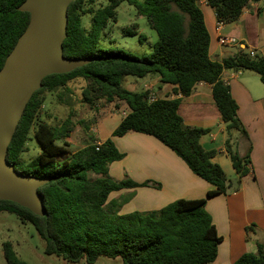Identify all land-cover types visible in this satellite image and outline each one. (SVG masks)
<instances>
[{
	"label": "trees",
	"instance_id": "trees-1",
	"mask_svg": "<svg viewBox=\"0 0 264 264\" xmlns=\"http://www.w3.org/2000/svg\"><path fill=\"white\" fill-rule=\"evenodd\" d=\"M24 1L0 0V68L29 22V12L20 9ZM123 1L133 5L138 15L145 16L156 32L157 39L148 55L98 46L108 23L116 21V7ZM205 1L213 8L218 22L230 23L250 1L260 0ZM198 2L104 0L96 6L97 0H73L68 5L63 55L90 60L71 71L43 77L41 86L24 108L6 154V160L16 171L47 178L38 187L46 212L37 215L16 202L0 200V212L13 213L21 222L34 226L44 241L45 254L74 263L81 260L94 263L102 255L119 257L121 264H205L215 259L221 237L205 204L208 197L225 193L228 182L220 165L213 161L215 152L204 149L200 143L201 136L209 129L185 127L178 106L196 83L210 84L225 125V148L238 176H244L250 170L249 150L240 156L231 149L230 136L238 132L248 138V134L238 117V105L230 87L220 75L225 69L250 70L264 83V55L240 53L222 62L212 60L208 54L209 34ZM87 14L88 26L82 20ZM132 28H136L135 23ZM124 31L135 33L128 28ZM148 74L158 75L179 96L151 100L148 89L133 91L122 84L127 75ZM77 82L81 83L77 97L81 105L94 108L98 102H106L115 107L127 106L128 111L111 136H122L129 131L153 136L213 188L202 198H178L158 209L119 213L116 209L132 198L134 191L125 198H109L111 192L141 186L159 188V183L136 182L128 177L115 180L108 176L109 164L124 156L111 136L69 151L66 138L73 130L71 115L56 125L38 118L45 93L61 89L73 94L69 83ZM61 91L56 92L59 99ZM32 129L40 152L26 161L21 154L26 150ZM2 248L6 264H27L16 255L9 241H4ZM232 264H264V248L258 245L256 252H244Z\"/></svg>",
	"mask_w": 264,
	"mask_h": 264
},
{
	"label": "crops",
	"instance_id": "crops-1",
	"mask_svg": "<svg viewBox=\"0 0 264 264\" xmlns=\"http://www.w3.org/2000/svg\"><path fill=\"white\" fill-rule=\"evenodd\" d=\"M198 5L209 34L208 54L212 60L222 62L226 57L249 54L250 51L254 55H264V0L250 1L240 16L230 23L218 22L213 8L205 0H199ZM223 36L234 41L221 43L219 38ZM144 78L141 90L148 89L151 96H179L172 92L170 84L161 82L158 75L148 74ZM220 78L229 85L238 105V117L248 134V138L238 132L230 136V147L240 156L246 155L249 150L250 170L247 174L238 176L225 148V125L214 102L210 84L196 83L190 94L181 98L178 106L185 127L209 129L201 136L200 143L204 149L215 152L213 161L220 165L228 182L225 193L208 197L205 204L221 237L215 259L206 264H232L242 253H254L258 245L264 248V83L250 70L225 69ZM133 82L137 83L136 80ZM111 108L108 107L111 112L107 115L119 114L118 124L123 117L121 110L127 112L128 108L125 104L114 111ZM102 118L106 119L103 116L100 120ZM112 130L107 131L105 136L95 135L93 142L99 143L110 137ZM69 137L66 138L68 143ZM111 139L124 156L109 164L108 176L159 183V188L141 186L111 192L109 198L116 192L134 191V196L126 203L127 211L158 209L178 198H202L213 188L151 135L129 131L122 136H111Z\"/></svg>",
	"mask_w": 264,
	"mask_h": 264
},
{
	"label": "rangeland",
	"instance_id": "rangeland-1",
	"mask_svg": "<svg viewBox=\"0 0 264 264\" xmlns=\"http://www.w3.org/2000/svg\"><path fill=\"white\" fill-rule=\"evenodd\" d=\"M103 3L104 0H97L95 5ZM82 20L86 26L89 25L88 14L84 15ZM134 23L136 24L135 29L132 28ZM126 28L135 31V33H125ZM156 39V32L149 26L146 17L138 15L133 5L123 1L116 7V21L108 23L98 40V46L105 49H122L134 55L145 56L150 53ZM133 80H136L137 83L135 84ZM144 80V77L127 75L123 78L122 84L130 90L140 91L143 88ZM80 85V82L69 83L73 94L61 91V89L45 93V100L38 114V118L47 121L51 125H56L68 114L71 115L73 130L69 137V144L71 145L68 148L69 151H74L83 144L93 142L96 138L95 135L98 137L105 136L107 131L116 126L120 118V115L116 113L107 115L111 112L108 110L109 106L113 108H111L112 111L118 108L113 103L98 102L94 108L81 105L77 100L80 94ZM59 91L62 92L60 99L56 96V92ZM122 112L123 110H121ZM103 116L106 119L102 118L100 120ZM95 127L97 130H95ZM39 152L40 146L33 135L32 129L26 141V150L22 152L21 157L28 161L37 156ZM61 157H64V155ZM127 195L128 193L116 192L111 198H125ZM126 203H123L116 210L119 213L130 212L127 211L128 204ZM121 210L124 211L120 212ZM4 241H9L16 255L27 264H121L119 257L110 258L104 255L99 256L94 263H87L84 260L75 263L68 262L54 255H47L43 252L44 241L38 235L34 226L29 222H21L13 213L7 211L0 212V264H6L2 248Z\"/></svg>",
	"mask_w": 264,
	"mask_h": 264
},
{
	"label": "water",
	"instance_id": "water-1",
	"mask_svg": "<svg viewBox=\"0 0 264 264\" xmlns=\"http://www.w3.org/2000/svg\"><path fill=\"white\" fill-rule=\"evenodd\" d=\"M73 0H25L29 22L0 68V200H10L44 215L38 187L47 178L25 175L6 160L7 147L33 92L48 74L65 73L86 64L87 58L63 55L67 7Z\"/></svg>",
	"mask_w": 264,
	"mask_h": 264
},
{
	"label": "built area",
	"instance_id": "built-area-1",
	"mask_svg": "<svg viewBox=\"0 0 264 264\" xmlns=\"http://www.w3.org/2000/svg\"><path fill=\"white\" fill-rule=\"evenodd\" d=\"M219 40H220L221 43L226 42V41H234V39L229 38V37H224V36H223V37H220ZM249 55L253 56V55H254V52H253V51H250V52H249ZM154 98H155V97L150 96V99H151V100L154 99ZM122 114L125 115L126 112L123 111Z\"/></svg>",
	"mask_w": 264,
	"mask_h": 264
}]
</instances>
